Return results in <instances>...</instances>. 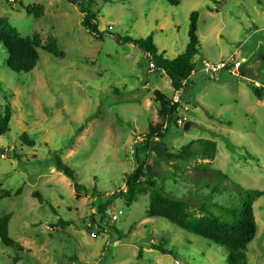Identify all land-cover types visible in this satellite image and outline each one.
Instances as JSON below:
<instances>
[{
    "label": "rangeland",
    "instance_id": "374dc122",
    "mask_svg": "<svg viewBox=\"0 0 264 264\" xmlns=\"http://www.w3.org/2000/svg\"><path fill=\"white\" fill-rule=\"evenodd\" d=\"M21 1L43 5L45 13L35 18L13 0H0V18L22 37H36L40 52L31 72L15 73L0 43V112L7 104L12 109L0 145L20 156H0V189L21 190L0 201V216L12 215L9 235L23 247L0 243V264H228L226 248L149 216V194L128 206L119 192L137 165L136 147L140 160L158 171L159 185L189 201L195 216L203 204L239 205L236 184L264 191V99L250 86L264 87V0H111L94 6L101 32L152 35L169 59L185 51L190 13L198 12L200 51L178 108L191 124L184 130L166 121L162 140L170 154L192 141L215 143L213 158L197 152L189 161L161 160L153 151L159 138L142 148L149 124L161 119L154 91L174 95L170 79L153 68L147 53L109 34L89 33L80 10L66 0ZM49 36L63 57L46 52ZM230 58L241 62L245 76L202 71L204 60ZM23 135L34 146L24 144ZM57 155L75 180L55 168ZM75 181L86 188L79 199ZM253 210L258 232L247 246V264H264V196ZM163 240L171 253L150 248Z\"/></svg>",
    "mask_w": 264,
    "mask_h": 264
},
{
    "label": "trees",
    "instance_id": "16d2710c",
    "mask_svg": "<svg viewBox=\"0 0 264 264\" xmlns=\"http://www.w3.org/2000/svg\"><path fill=\"white\" fill-rule=\"evenodd\" d=\"M9 1V0H8ZM76 6L82 13V26L87 31L97 38H102L104 34H109L115 38L118 43H131L139 49L143 50L150 57V62L154 69L162 70L170 79L173 90H178L184 80L192 75L196 70L194 62L195 56L200 51L198 38V19L197 11L190 13V23L188 31V42L185 51L177 55L173 59L165 57V53H160L154 44L153 36L149 35L146 38L135 39L131 36H120L109 31L101 32L98 28L97 18L98 13L94 10V6L98 1L110 2L111 0H66ZM172 5H178L177 0H167ZM260 3L261 0H258ZM19 8L17 10L25 11L28 15L35 18L42 17L45 13L43 5L25 6L22 1L13 0ZM14 7V6H12ZM0 43L7 51V67L15 73L31 72L40 61L39 41L36 37H22L20 33L10 25L7 18H0ZM47 53L55 57H63L64 52L57 47L55 37L49 36L45 46ZM240 76H245L240 69ZM254 95L258 99H264V87H256L255 83H250ZM155 98L159 103L158 122L149 124V132L145 135L141 145L143 149H148L155 138H159V144L153 151L161 160L176 159L189 161L193 156L200 152L203 156L213 158L216 152L214 142L198 140L192 141L185 145L178 153L170 154L167 145L163 142L166 131V121H173V115L179 108L178 104H172V99L159 90L154 91ZM12 117V109L7 104L0 112V135H5L10 131ZM21 140L28 146H34V142L28 140L27 135H23ZM162 141V142H161ZM140 148L136 147L135 158L137 165L134 170L125 175V189L119 193L128 206L136 202L141 195L149 194V206L147 213L151 217L165 219L173 225L187 231L188 233L203 237L204 239L214 243L215 245L226 248L228 252V264H247V246L256 237L258 228L253 210V203L264 196V191L260 190H245L240 185L236 184V188L241 196L239 205L224 206L222 204L212 202V204H203L199 206V216H195L191 212V204L189 201L168 193L158 183V171L154 166L146 163L145 160H140L138 155ZM8 154L13 158H20L16 152H9L7 147L0 145V156ZM55 168L63 172L67 177L75 180V172L72 170L58 155L55 157ZM218 174L226 178V175L221 171ZM164 180V179H163ZM76 198L81 197V191L86 188L75 181L74 183ZM21 193L20 189L16 191L0 189V201L4 198H11ZM33 196L42 204L45 203L44 196L34 191ZM221 211V214H216L214 210ZM99 212L103 214L106 206L100 205ZM103 216V215H102ZM104 217V216H103ZM101 217V219H103ZM12 218L10 213L0 216V243L9 248H15L18 251H23L20 243L15 241L9 235V223ZM95 223V221H94ZM100 226V225H99ZM101 228V227H100ZM89 227L88 230H93ZM102 229V228H101ZM104 230V229H103ZM165 240L160 244H151L150 248L158 250L162 254L171 253L172 250L164 246Z\"/></svg>",
    "mask_w": 264,
    "mask_h": 264
},
{
    "label": "built area",
    "instance_id": "2783aa9c",
    "mask_svg": "<svg viewBox=\"0 0 264 264\" xmlns=\"http://www.w3.org/2000/svg\"><path fill=\"white\" fill-rule=\"evenodd\" d=\"M110 29V28H109ZM203 68L202 71L207 75L211 77H217L220 75V73L224 70L229 71L231 74L240 77V66L241 62L236 61L234 58H230L227 61L219 60L215 62H211L208 60H204L203 62ZM256 87H260L261 85L258 83H255ZM187 88V80H184L182 82L181 87L178 90L174 91V95L172 96V104H178L182 105V98ZM177 127L182 128L186 125L188 122V118L184 113H180L179 110L175 112L173 115V121H172ZM113 219H117L116 216L113 217Z\"/></svg>",
    "mask_w": 264,
    "mask_h": 264
},
{
    "label": "water",
    "instance_id": "95a60500",
    "mask_svg": "<svg viewBox=\"0 0 264 264\" xmlns=\"http://www.w3.org/2000/svg\"><path fill=\"white\" fill-rule=\"evenodd\" d=\"M191 122H187L186 125L184 126V130H188Z\"/></svg>",
    "mask_w": 264,
    "mask_h": 264
},
{
    "label": "crops",
    "instance_id": "0c3cea01",
    "mask_svg": "<svg viewBox=\"0 0 264 264\" xmlns=\"http://www.w3.org/2000/svg\"><path fill=\"white\" fill-rule=\"evenodd\" d=\"M165 53V52H164Z\"/></svg>",
    "mask_w": 264,
    "mask_h": 264
}]
</instances>
